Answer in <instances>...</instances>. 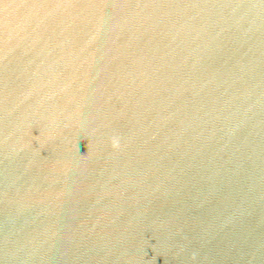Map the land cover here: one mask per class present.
<instances>
[{
	"label": "water",
	"instance_id": "95a60500",
	"mask_svg": "<svg viewBox=\"0 0 264 264\" xmlns=\"http://www.w3.org/2000/svg\"><path fill=\"white\" fill-rule=\"evenodd\" d=\"M0 264H264V0H0Z\"/></svg>",
	"mask_w": 264,
	"mask_h": 264
},
{
	"label": "clouds",
	"instance_id": "9594fccd",
	"mask_svg": "<svg viewBox=\"0 0 264 264\" xmlns=\"http://www.w3.org/2000/svg\"><path fill=\"white\" fill-rule=\"evenodd\" d=\"M110 143H111V147L113 149H119L121 147V144H120V137L117 136V135H113L111 138H110Z\"/></svg>",
	"mask_w": 264,
	"mask_h": 264
}]
</instances>
